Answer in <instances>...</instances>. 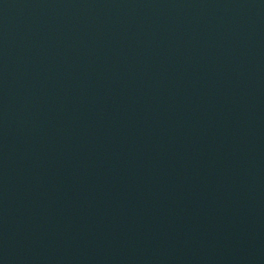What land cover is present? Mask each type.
Instances as JSON below:
<instances>
[{"label": "water", "instance_id": "1", "mask_svg": "<svg viewBox=\"0 0 264 264\" xmlns=\"http://www.w3.org/2000/svg\"><path fill=\"white\" fill-rule=\"evenodd\" d=\"M0 264H264V0H0Z\"/></svg>", "mask_w": 264, "mask_h": 264}]
</instances>
